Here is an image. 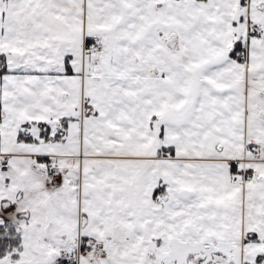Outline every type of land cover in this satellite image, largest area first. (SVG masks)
Masks as SVG:
<instances>
[{"label":"snow or ice","instance_id":"1","mask_svg":"<svg viewBox=\"0 0 264 264\" xmlns=\"http://www.w3.org/2000/svg\"><path fill=\"white\" fill-rule=\"evenodd\" d=\"M0 264H264V0H0Z\"/></svg>","mask_w":264,"mask_h":264}]
</instances>
